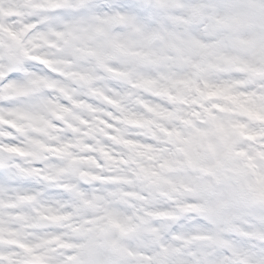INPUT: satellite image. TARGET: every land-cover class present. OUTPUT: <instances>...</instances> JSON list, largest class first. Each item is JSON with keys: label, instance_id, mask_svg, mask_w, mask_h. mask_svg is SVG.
<instances>
[{"label": "clouds", "instance_id": "9594fccd", "mask_svg": "<svg viewBox=\"0 0 264 264\" xmlns=\"http://www.w3.org/2000/svg\"><path fill=\"white\" fill-rule=\"evenodd\" d=\"M0 264H264V0H0Z\"/></svg>", "mask_w": 264, "mask_h": 264}]
</instances>
